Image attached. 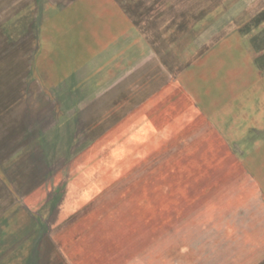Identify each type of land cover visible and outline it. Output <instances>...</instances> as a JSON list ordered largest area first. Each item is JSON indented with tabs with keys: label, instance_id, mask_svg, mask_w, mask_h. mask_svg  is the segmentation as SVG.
Segmentation results:
<instances>
[{
	"label": "rangeland",
	"instance_id": "374dc122",
	"mask_svg": "<svg viewBox=\"0 0 264 264\" xmlns=\"http://www.w3.org/2000/svg\"><path fill=\"white\" fill-rule=\"evenodd\" d=\"M4 108L54 160L11 177L40 264L60 220L76 264H264V0H0Z\"/></svg>",
	"mask_w": 264,
	"mask_h": 264
},
{
	"label": "trees",
	"instance_id": "16d2710c",
	"mask_svg": "<svg viewBox=\"0 0 264 264\" xmlns=\"http://www.w3.org/2000/svg\"><path fill=\"white\" fill-rule=\"evenodd\" d=\"M7 110L8 108H4L0 117ZM14 121L11 119L0 133V189L5 190L10 197L9 207L0 214V257L6 249L13 247L14 255L11 259L15 260V264H40L39 253L44 245L42 241L47 240L44 224L35 212L18 202L22 196H19L16 188L22 195H26L47 184L56 171L51 169L54 160L49 157L46 145L43 147L40 143L43 139H38V136L30 138V135H24L23 130L15 132ZM13 163L15 166L23 163V169L18 175L9 176L10 173H7L4 166H11ZM11 177L16 180V188L12 185L14 180ZM9 220L11 226L4 232L3 228L10 225ZM9 258L1 260L0 264H7ZM57 258L53 264H64L59 254Z\"/></svg>",
	"mask_w": 264,
	"mask_h": 264
},
{
	"label": "water",
	"instance_id": "95a60500",
	"mask_svg": "<svg viewBox=\"0 0 264 264\" xmlns=\"http://www.w3.org/2000/svg\"><path fill=\"white\" fill-rule=\"evenodd\" d=\"M170 113H171V115H170ZM181 114H182L181 112H178L176 114V116H177L176 120H178V118H179V116ZM168 115H169V117H171L172 115H175V114H173L172 112H169ZM35 128H36L35 124L34 125H30L29 127H27L26 130H25L27 132V135H31L35 131ZM126 146L127 145H125V144H121V145L118 146V148H120V150H122V149L125 150ZM71 189H72L71 193H73V191H75V188L72 186ZM89 203H90L89 199H87V205ZM72 207H73V204L71 205L70 209H72ZM68 232H73V226L68 225V224H63V221L60 220V221L57 222V226H55L54 229L49 231V236L51 237V240L54 243L53 247H56L57 250H60V256H61V259L63 260L64 264H76L72 260L71 256L66 251L64 252L61 249L60 244L57 241V239H59L62 234L65 235Z\"/></svg>",
	"mask_w": 264,
	"mask_h": 264
}]
</instances>
